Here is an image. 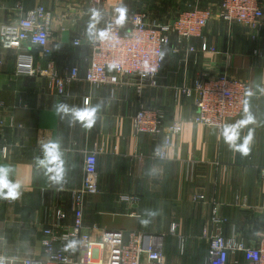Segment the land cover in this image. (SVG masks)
<instances>
[{"label": "crops", "instance_id": "1", "mask_svg": "<svg viewBox=\"0 0 264 264\" xmlns=\"http://www.w3.org/2000/svg\"><path fill=\"white\" fill-rule=\"evenodd\" d=\"M220 1L120 0L110 1L112 5L105 4L100 11L123 6L126 12L144 11L149 18L165 22L192 7H209L216 14ZM39 4L54 13L50 44L56 68L79 65L81 73L70 94L59 95L47 77L17 74L20 50L5 49L0 43V166L11 167L8 179L19 183L23 192L12 203L0 197V262L3 257L43 258L44 229L59 231V223L73 224L72 196L82 184L89 151L97 153L98 191L86 199V226L118 230L125 239L130 232L159 234L167 264H203L212 230L211 210L216 208L225 218V236L237 234L247 244L254 243L264 227V16L247 26L227 24L215 15L202 31L206 49L197 36L183 41L177 53L165 46L154 83L147 81L137 96L134 79L98 86L85 81L92 15L79 0H0V27ZM100 17L96 30L104 25V16ZM77 38L82 45L73 44ZM171 44H176L175 36ZM28 50L45 66L39 51L29 46ZM200 72L246 82L248 94L238 123L251 122L239 128L236 143L242 144L251 134L247 155L230 149L224 140L225 126L238 123L224 119L219 129L190 120L194 95L179 88L192 86ZM86 96L91 97L89 106L101 105L90 129L79 121L70 125L71 115L61 119L55 114L53 107L59 102L85 107ZM139 103L161 109L156 133L133 134L131 118ZM172 121L183 122L178 133L167 132ZM50 142L59 145L63 161L58 181L57 172L48 171L54 165L36 163L37 157L44 159L42 145ZM155 151H164L165 158L154 157ZM198 194L204 198L195 201ZM124 195H136L138 201H125ZM58 210L66 215L63 221L57 219ZM171 223L177 224L174 233ZM178 233L186 237L181 256Z\"/></svg>", "mask_w": 264, "mask_h": 264}, {"label": "built area", "instance_id": "2", "mask_svg": "<svg viewBox=\"0 0 264 264\" xmlns=\"http://www.w3.org/2000/svg\"><path fill=\"white\" fill-rule=\"evenodd\" d=\"M79 1L86 13L92 15L90 10L96 9L104 16V25L100 29H110L109 39H93L91 42V52L85 61V81L91 86H98L107 82H122L127 78L134 79L137 96L141 95L147 81L154 83L162 64L165 46H170L171 53H177L183 41L197 36L201 38V48L206 49L202 31L215 15L227 24L247 26L258 24L264 16L261 0H221L216 14L209 7H192L168 21L161 22L149 18L144 11L126 12L124 23L118 25L116 20L119 12L115 8L108 9L103 14L100 10L105 4L112 5L110 1L120 0ZM53 19V11L44 4H39L22 13L15 21L2 24L0 43L5 49L20 50L16 60L17 74L47 77L50 87L57 94L69 95L72 83L80 79L81 69L79 65H72L62 71L56 68L50 44ZM173 36L175 45L171 44ZM73 44L82 45V39H74ZM28 46L41 53L45 66L40 65L35 56L28 52ZM188 50H193V47H188ZM179 89L184 94L194 95V110L190 120L219 129L223 126L224 119L238 123L248 94L244 80L225 74L209 75L204 72L196 75L192 86L183 85ZM85 98L90 101L91 97H84V105ZM162 117L161 109L139 103L131 118L133 134L156 133ZM182 124V121L170 122L167 132L178 133ZM153 156L164 159L165 153L155 151ZM97 176V153L89 151L84 160L82 184L72 196L73 224L59 223V231L52 227L44 229L43 258L3 257L0 264H167L162 235L130 232L125 239L121 231L106 230L96 224L91 227L84 224L86 199L98 191ZM20 191L18 198H6L7 202L20 200L23 194L21 189ZM203 198L202 194L193 197L195 201ZM122 199L138 201L136 195H124ZM65 216L62 210H58L59 221H63ZM210 220L212 230L207 237L203 264H264V227L254 243L247 244L237 234H223L225 218L218 215L216 208H212ZM176 227V223H171L170 231L174 233ZM175 236L177 252L181 256L185 253L186 237L180 233ZM71 240L78 241L74 249L66 248Z\"/></svg>", "mask_w": 264, "mask_h": 264}, {"label": "clouds", "instance_id": "3", "mask_svg": "<svg viewBox=\"0 0 264 264\" xmlns=\"http://www.w3.org/2000/svg\"><path fill=\"white\" fill-rule=\"evenodd\" d=\"M92 13L89 27H88V35L92 37L94 40L105 41L110 38V29H100L96 30V24L99 23L100 13L96 9L90 10ZM119 12V16L116 20L118 25H122L125 21V13L126 9L122 6L116 9ZM115 67V65H112ZM90 105V101L85 98V107L81 108L75 105L70 106L65 102H59L54 105L53 110L56 115L60 116L63 119L65 116L71 115L72 119L69 121V124H73L74 122H81L85 128L90 129L97 121V113L101 111V105L97 103L96 105ZM251 122L241 121L238 124L234 125H226L224 128V140L229 145V148L234 151H240L242 154L247 155L249 152V143L251 142V134L248 137L244 138V142L242 144H237L236 141L239 139V128L246 123ZM44 159L41 160L40 157L36 158V163L39 165L51 164L54 167L49 168L48 171L57 172V181L60 178V174L63 171L62 164L63 161L60 159L59 145L57 143L50 142L49 144L42 145ZM12 171L10 166H0V197L4 198H12L16 199L21 195L20 184L13 183L8 179L10 172ZM7 190L6 192L4 190ZM154 215L155 213H150ZM143 223H147V221H143ZM78 241L71 240L66 245V248L74 249L77 245Z\"/></svg>", "mask_w": 264, "mask_h": 264}, {"label": "rangeland", "instance_id": "4", "mask_svg": "<svg viewBox=\"0 0 264 264\" xmlns=\"http://www.w3.org/2000/svg\"><path fill=\"white\" fill-rule=\"evenodd\" d=\"M118 2H119V1H118ZM118 2H117V3H118ZM135 12H136V11H135Z\"/></svg>", "mask_w": 264, "mask_h": 264}]
</instances>
